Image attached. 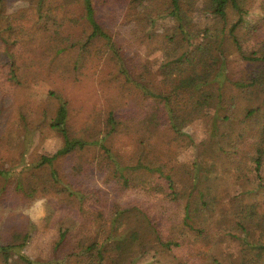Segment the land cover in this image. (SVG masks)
Wrapping results in <instances>:
<instances>
[{
    "label": "rangeland",
    "instance_id": "374dc122",
    "mask_svg": "<svg viewBox=\"0 0 264 264\" xmlns=\"http://www.w3.org/2000/svg\"><path fill=\"white\" fill-rule=\"evenodd\" d=\"M140 1L135 8L127 0H96V4L102 23L130 58L160 64V50L165 43L160 37L155 43L145 42L156 29ZM24 2L5 0L6 13L13 14ZM198 6L195 15L201 33L194 43L219 44L226 52L228 73L238 80L246 78L248 69L256 68L254 58L262 56L256 54L258 44L243 30L233 37L229 34L232 15L230 24L223 27L203 15ZM72 21L73 18L62 27L49 25L36 33L19 28L14 35L7 25L0 26V248L24 245L20 253L38 264H121L111 250L97 258V254H86L80 245L102 242L113 228L109 222L119 212L148 207L154 213L171 210L172 214L175 207L163 199V193H157V187L143 185L142 171L132 170L129 184H120L114 165L99 146L76 149L58 157L51 167L39 168L43 156L52 157L64 146L63 136L53 126L60 107L59 96L68 103L66 127L70 138L86 142L106 138L105 146L121 166L134 168L139 160L157 167L166 164V170L182 175L183 180L193 170L194 145L207 143L206 128L202 122L189 124L184 131L190 138L176 139L171 129L163 125L155 128L164 130L163 136L149 144L153 136L146 116L149 100L123 80L106 53L84 60L78 46L84 29L82 23L74 26ZM157 25L156 31L161 33L171 23L162 20ZM8 35L10 43L5 38ZM57 40L63 42L64 49L56 46ZM98 48H92L91 54L101 53ZM10 56H14L16 80L11 79ZM170 81L174 90L191 87L180 75ZM200 102L203 112L211 116L225 109L215 91H204ZM218 148L219 145H209L202 154L205 168L207 163L220 161L215 150ZM54 171L56 179L51 177ZM228 173L231 174L225 161L217 176L225 188H248L247 182H236L230 175L225 179ZM247 197L235 192L229 201L231 210L239 212L248 205L251 200ZM107 225L110 228L106 232ZM132 226L127 223V227ZM66 229L69 233L59 248ZM114 230L120 233L123 227L118 225ZM251 234L260 237L259 233ZM225 238L210 244L202 237H191L189 254L188 245L182 252L177 250L178 239L174 235L161 237L158 242L147 234L139 241V254L133 264H241L240 242L233 243L231 236ZM256 239L249 238L253 244L264 242ZM250 254L258 263L264 260L263 249L248 251ZM0 264L25 263L16 254L5 257L0 250Z\"/></svg>",
    "mask_w": 264,
    "mask_h": 264
},
{
    "label": "trees",
    "instance_id": "16d2710c",
    "mask_svg": "<svg viewBox=\"0 0 264 264\" xmlns=\"http://www.w3.org/2000/svg\"><path fill=\"white\" fill-rule=\"evenodd\" d=\"M127 1L134 8L136 3L141 2ZM142 1L140 7L145 5L154 29L158 30L157 24L162 20L171 23L163 32L154 30L145 39V42L155 43L160 37V41L165 43L160 50V64L150 60L138 62L130 58L123 45L102 23L96 0H25L10 15L6 13L5 0H0V26L7 25L14 35L19 28L36 33L49 25L62 27L61 24L72 18L74 26L82 23L84 30L82 38L78 39V46L79 52L84 54V60L91 61L95 56L106 53L116 64L123 80L149 100L150 107L146 116L150 129H153L149 144H155L158 137L163 136L164 130H155L163 125L169 127L177 139L190 138L191 135L184 131L187 125L195 122L204 124L207 143L194 145L193 170L183 180L182 175L166 170V164L157 167L139 160L134 168L121 166L105 146L106 138L95 142L70 138L66 127L68 103L61 96L53 126L63 136L64 146L52 157L43 156L39 168L43 165L51 167L58 157L76 149L99 146L114 165V174L119 176L120 184H129L132 170L142 171L143 185L152 184L157 187V193H163V199L175 207L172 214L171 210H155L154 213L148 207L137 209L136 212L117 213L109 222L112 230L102 242L95 241L92 246H86L85 243L80 245L86 254H97V258H101L102 255L104 257L102 252L111 250L119 257L121 264H133L139 254V241L147 234L158 242L161 237L174 235L178 239L175 242L176 248L181 249V252L187 245L191 249V237H202L211 244L215 239L223 242L226 236H231L234 238L233 243L240 242L242 246L241 264H264V260H259L258 263L256 257L248 255V251L264 250V242L253 244L249 240L250 237H256L257 242L264 239V0ZM197 6L203 15L223 24V27L230 24L232 15L234 20L229 34L233 37L237 31L243 30L258 44L256 54L260 53L262 56L254 58L257 61L256 68L252 71L248 69L246 78L238 80L228 73L226 52L219 44L194 43L196 36L201 33L195 15ZM255 11L257 12L254 13ZM9 37L10 35L5 36L8 42ZM62 44V41L57 40V47L61 48ZM97 47L101 53L91 54L92 48ZM10 58L13 61L11 79L16 80L14 56ZM253 65L250 66L251 69ZM175 75L185 78L191 87L174 90L170 79ZM207 90L215 91L218 102L225 107V111H218L213 116L203 112L200 97ZM111 118L114 123L113 117ZM209 145L212 148L219 145L215 150L221 159L207 163L205 168L201 156ZM224 145H228L230 150ZM225 161L231 172L226 174L225 179L230 175L236 182H247L248 188L230 191L218 181V168ZM225 168L227 169V165ZM51 177L56 179L57 173L54 171ZM232 186H235V182ZM235 192L243 197L248 195L246 200H251L239 212L232 211L229 206L230 198L235 196ZM250 194L253 197L250 198ZM127 223L136 227L129 228ZM118 225L123 227L120 233L114 230ZM214 227L220 233H216ZM109 228L110 225H107L105 231ZM252 232L259 233L260 237L255 234L250 236ZM68 233L67 229L62 232L59 248ZM23 247L24 245H7L0 250L7 258L16 254L25 264H38L20 253ZM191 253L192 249L189 254Z\"/></svg>",
    "mask_w": 264,
    "mask_h": 264
}]
</instances>
